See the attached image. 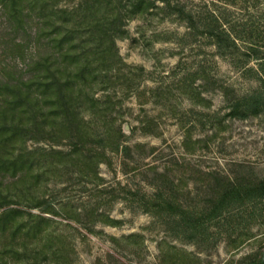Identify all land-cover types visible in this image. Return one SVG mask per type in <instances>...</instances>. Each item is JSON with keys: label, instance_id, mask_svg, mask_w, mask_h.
Returning a JSON list of instances; mask_svg holds the SVG:
<instances>
[{"label": "rangeland", "instance_id": "rangeland-1", "mask_svg": "<svg viewBox=\"0 0 264 264\" xmlns=\"http://www.w3.org/2000/svg\"><path fill=\"white\" fill-rule=\"evenodd\" d=\"M180 2L199 22L197 30L159 4L149 16L130 20L126 37L117 40L125 63L145 72L111 90L118 98L113 129L122 130L128 150L108 154L99 170L102 184L71 163L53 175L41 169L26 184L0 176L8 196L0 214L18 210L13 225L35 227L28 235L16 231L15 240L12 230L0 237V264H264V198L233 203L195 237L180 219V209H211L230 182L264 180V113L230 114L235 99L262 88L258 62L245 61L255 56L252 43L264 53V0ZM213 11L241 37L239 50L223 55L203 33L202 21ZM27 42L0 4V80L24 72ZM48 234L64 242V258L24 253L43 246Z\"/></svg>", "mask_w": 264, "mask_h": 264}, {"label": "trees", "instance_id": "trees-1", "mask_svg": "<svg viewBox=\"0 0 264 264\" xmlns=\"http://www.w3.org/2000/svg\"><path fill=\"white\" fill-rule=\"evenodd\" d=\"M69 1L71 7H66L64 0H0L16 30L26 33L31 50L23 73L15 71L11 79L0 80V176L11 174L22 184L31 176L40 178L41 169L48 175L64 172L69 163L82 166L86 176H91V172L102 184L99 170L110 161L108 154L128 150L123 147L122 130L113 129L118 98L111 90L127 84V77L134 72H145L142 67L126 64L120 55L117 40L126 37L127 23L149 16L162 4L170 13L188 20L190 29L197 30L199 25L180 0ZM225 24L216 11L209 13L201 24L203 33L213 39L223 55L232 49L239 50L241 41ZM252 44L249 47L255 56H248L245 64L251 59L258 62L256 71L261 75L262 88L235 99L230 113L233 117L264 113V53ZM101 122L105 126L103 131ZM93 140L98 146L92 145ZM31 141L49 142L51 147L31 148ZM64 144L70 149L58 148ZM7 198L0 188V201ZM260 198H264V180L241 185L230 182L211 209H180V219L195 237L206 233L208 223L223 217L233 203ZM18 215L20 211L14 209L0 214V237L8 230H12L14 240L16 231L25 230L26 235L35 231L33 225H13ZM29 217L44 221L43 216ZM108 219L111 224H120ZM46 239L43 246L25 247L24 253L34 251L61 258L68 254L59 237L48 234Z\"/></svg>", "mask_w": 264, "mask_h": 264}]
</instances>
